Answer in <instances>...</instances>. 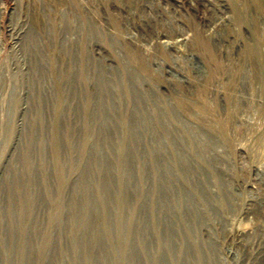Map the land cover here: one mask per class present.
<instances>
[{
	"label": "rangeland",
	"instance_id": "rangeland-1",
	"mask_svg": "<svg viewBox=\"0 0 264 264\" xmlns=\"http://www.w3.org/2000/svg\"><path fill=\"white\" fill-rule=\"evenodd\" d=\"M256 166L264 0H0V264H264Z\"/></svg>",
	"mask_w": 264,
	"mask_h": 264
},
{
	"label": "built area",
	"instance_id": "built-area-1",
	"mask_svg": "<svg viewBox=\"0 0 264 264\" xmlns=\"http://www.w3.org/2000/svg\"><path fill=\"white\" fill-rule=\"evenodd\" d=\"M243 168H244V166H243ZM262 169H263V171H262ZM254 170H255L254 172H253L252 168L249 170V175H248L249 185H251V187L254 190L258 191V187L256 186V183H257L260 188L264 189V168H262L261 166H256V168Z\"/></svg>",
	"mask_w": 264,
	"mask_h": 264
}]
</instances>
